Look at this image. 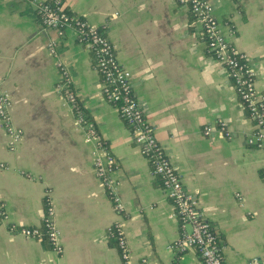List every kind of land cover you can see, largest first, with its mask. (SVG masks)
Segmentation results:
<instances>
[{"label": "crops", "instance_id": "crops-1", "mask_svg": "<svg viewBox=\"0 0 264 264\" xmlns=\"http://www.w3.org/2000/svg\"><path fill=\"white\" fill-rule=\"evenodd\" d=\"M222 32L243 51L264 93V0H210ZM66 9L105 28L119 62L131 72L133 91L156 137L199 196L203 216L225 246L226 264H264V150L247 144L254 123L227 69L207 55L200 25L176 0H67ZM51 39L73 78L86 117L111 151L113 178L126 209L121 217L94 168V146L58 95ZM0 80L22 139L14 152L0 122V264H125L107 230L124 222L128 264H204L190 250L169 248L180 236L174 206L117 107L102 95L92 54L74 30H45L30 0H0ZM228 123L233 138L205 136L206 126ZM50 199L63 253L46 240L7 231L39 226Z\"/></svg>", "mask_w": 264, "mask_h": 264}, {"label": "built area", "instance_id": "built-area-1", "mask_svg": "<svg viewBox=\"0 0 264 264\" xmlns=\"http://www.w3.org/2000/svg\"><path fill=\"white\" fill-rule=\"evenodd\" d=\"M30 1L45 30H54L59 37L64 36L68 30H74L77 42L92 54L95 68L102 79L103 98L117 107L121 119L131 130L141 154L149 161L153 176L160 180L174 206V216L180 223L181 233L169 248L179 254L194 250L204 264H226L225 246L212 223L203 216L199 196L184 187L181 176L157 139L155 128L145 117L134 94L131 72L119 62L116 47L106 35L105 28H97L85 17L68 12L67 0ZM176 2L186 7L200 25L207 55L227 69L235 92L254 123V130L247 136V144L264 150V93L257 89L256 72L249 63L247 55L222 32L210 0H176ZM48 50L56 58L61 74V80L56 86L57 93L71 109L76 125L84 131L85 142L94 146V168L107 191L114 211L119 216L126 217L125 205L118 184L113 178V172L117 168L114 157L94 122L86 117L77 100L72 75L58 55V42L51 39ZM11 102V96L2 88L0 80V122L9 137V150L14 152L22 139V132L13 123L10 113ZM203 133L205 136H213L217 133L227 140H231L234 135L228 123L223 120H219L215 128L212 125L206 126ZM0 169L6 170L8 166L0 163ZM46 202L45 213L39 226L9 224L6 228L13 235L46 240L55 252L62 254L64 250L55 209L49 198ZM8 218L5 206H0V226L5 225ZM107 233L115 240L123 262L128 264L131 259V249L127 242L124 222L117 220L109 226ZM146 263V260H143V264ZM247 264H259V262L253 259Z\"/></svg>", "mask_w": 264, "mask_h": 264}]
</instances>
